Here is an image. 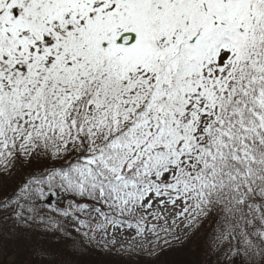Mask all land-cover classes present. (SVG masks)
Wrapping results in <instances>:
<instances>
[{
    "label": "snow or ice",
    "instance_id": "1",
    "mask_svg": "<svg viewBox=\"0 0 264 264\" xmlns=\"http://www.w3.org/2000/svg\"><path fill=\"white\" fill-rule=\"evenodd\" d=\"M0 264H264V0H0Z\"/></svg>",
    "mask_w": 264,
    "mask_h": 264
}]
</instances>
